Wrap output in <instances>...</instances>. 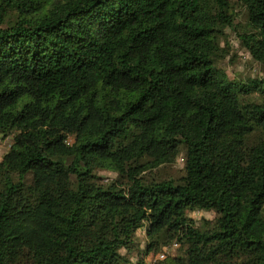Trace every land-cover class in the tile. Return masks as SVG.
I'll list each match as a JSON object with an SVG mask.
<instances>
[{"label":"trees","instance_id":"trees-1","mask_svg":"<svg viewBox=\"0 0 264 264\" xmlns=\"http://www.w3.org/2000/svg\"><path fill=\"white\" fill-rule=\"evenodd\" d=\"M237 1L0 0V264H264V79L216 64L232 29L264 66Z\"/></svg>","mask_w":264,"mask_h":264},{"label":"rangeland","instance_id":"rangeland-1","mask_svg":"<svg viewBox=\"0 0 264 264\" xmlns=\"http://www.w3.org/2000/svg\"><path fill=\"white\" fill-rule=\"evenodd\" d=\"M233 6L237 14L236 23L243 25L246 20V15L243 9L240 8L237 0H232ZM240 27V26H239ZM227 40L229 42L230 54H228L224 59L219 60L216 64L224 69L230 77L234 78H248L257 77L264 79V66L252 59V57L239 45L237 39V30L227 29ZM11 138L7 137L5 139L0 138V158L3 153L8 149L11 144ZM183 167L182 158H178L175 163L162 165L156 172L163 177H177L181 174ZM98 174L104 178H112L115 173L109 171H99ZM187 215L190 216L197 224L200 223L202 218L211 219L214 217V213L211 211H192L187 210ZM137 242L141 246L144 245L146 241L144 228L138 230L135 234ZM172 254L176 253V249L172 248L170 250ZM151 260V255L146 256L145 261L149 263Z\"/></svg>","mask_w":264,"mask_h":264},{"label":"built area","instance_id":"built-area-1","mask_svg":"<svg viewBox=\"0 0 264 264\" xmlns=\"http://www.w3.org/2000/svg\"><path fill=\"white\" fill-rule=\"evenodd\" d=\"M9 146H10V145H9ZM167 251H168V248L164 247L163 251H161L160 253H158V254L156 255V258H163L164 253H167Z\"/></svg>","mask_w":264,"mask_h":264}]
</instances>
